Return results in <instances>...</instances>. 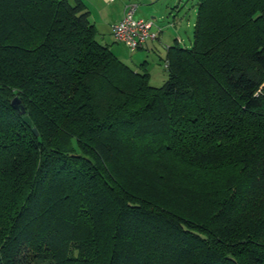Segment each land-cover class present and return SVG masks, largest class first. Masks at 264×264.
I'll return each instance as SVG.
<instances>
[{"label": "trees", "instance_id": "16d2710c", "mask_svg": "<svg viewBox=\"0 0 264 264\" xmlns=\"http://www.w3.org/2000/svg\"><path fill=\"white\" fill-rule=\"evenodd\" d=\"M196 4L154 87L82 0H0V264H264V0Z\"/></svg>", "mask_w": 264, "mask_h": 264}, {"label": "crops", "instance_id": "0c3cea01", "mask_svg": "<svg viewBox=\"0 0 264 264\" xmlns=\"http://www.w3.org/2000/svg\"><path fill=\"white\" fill-rule=\"evenodd\" d=\"M105 1H107L106 4H105ZM112 1L114 0H82L86 9L89 12V18L91 22L94 24L96 32H97V26H96V20L93 18V10L96 8V10L98 11L97 5L99 3L110 6V3ZM160 1L161 0H142L141 10L138 12V15L136 16V13L139 7V3H137L136 0H118L117 16L110 17L107 23V26H108L107 28L109 32L112 34V25L118 22L122 18L126 6L132 3L136 4L137 6L136 11H135V18H141L144 20L152 21L151 31L156 34L155 39L148 40L142 47L138 49L130 50L128 48L132 53H135L137 58H143V57L148 58L149 54L151 55L156 54L159 59H162V56L166 57L167 49L173 46L174 44H178L180 46L186 47L184 43L185 41L183 40V36L180 33L181 28L179 27L183 23V18L178 17L179 16L178 14L180 12V7L182 6L183 0H168L167 10L165 11L159 9V6H154L156 5L155 3H159ZM173 8H176V10H173ZM174 11H176V14L173 16V19L171 21H167L164 23L159 22V20H164L165 17H168V16L170 17ZM107 12H108V9H107ZM149 15L151 16L148 18ZM189 26L190 24L187 22L186 27H189ZM97 39L99 40L100 43L109 47L112 53L122 61V58H124V56L121 54L122 50H120L118 47L113 46L111 44L109 45L108 44L109 40L104 39L103 36L99 37L98 32H97ZM113 39L115 40L114 36H113ZM131 60H133V58ZM164 61H165V58H164ZM132 64H134L133 61H132ZM132 66L135 71H145L148 73L149 79L152 78L151 77L152 74L150 73L149 70L145 69L142 63L141 65H139V67H137L136 65H132Z\"/></svg>", "mask_w": 264, "mask_h": 264}, {"label": "rangeland", "instance_id": "374dc122", "mask_svg": "<svg viewBox=\"0 0 264 264\" xmlns=\"http://www.w3.org/2000/svg\"><path fill=\"white\" fill-rule=\"evenodd\" d=\"M198 0H183L182 6L180 7V12H179V18H183V23L181 26H179L180 33L183 36V40L185 41L186 47L190 46L192 43L193 39V23L196 17V3ZM113 2V3H112ZM110 3V6L103 5L99 3L96 8L93 10V18L96 20V26H97V32L99 34V37L103 36L104 39H108L109 42L108 44L113 45L118 47L121 51V54L124 56L122 58V61L131 66L136 65L139 67V65H142L145 67V69L149 70L150 73L152 74V78L150 80V84L154 87H160L162 86L167 78H168V73L167 70L164 66V56H162V59H159L156 54H149L148 58H137L135 53H132L128 47L123 45L120 42H117L113 39L112 34L108 30L107 23L110 19V17L117 16V9H118V0H114ZM137 3H139V7L136 13V16L138 15V12L141 10V3L142 0H136ZM107 1H105V4ZM167 3L168 0H161L159 3H155L156 5L154 6H159V9L165 11L167 10ZM101 7H100V6ZM93 9V8H92ZM108 9V12H107ZM173 10H176V8H173ZM105 13V14H104ZM176 14V11H174L171 16L165 17L164 20H159L160 23H164L167 21H171L173 19V16ZM166 15V14H165ZM151 15L148 16V18ZM187 22L190 24L189 27H186ZM100 39V38H99ZM132 55V56H131ZM133 58V60H131ZM132 61L134 64H132Z\"/></svg>", "mask_w": 264, "mask_h": 264}, {"label": "built area", "instance_id": "2783aa9c", "mask_svg": "<svg viewBox=\"0 0 264 264\" xmlns=\"http://www.w3.org/2000/svg\"><path fill=\"white\" fill-rule=\"evenodd\" d=\"M136 4L126 6L122 18L112 25V34L116 41L123 43L130 50L142 47L148 40L155 39L151 31L152 21L135 18ZM167 68L168 62L164 61Z\"/></svg>", "mask_w": 264, "mask_h": 264}, {"label": "water", "instance_id": "95a60500", "mask_svg": "<svg viewBox=\"0 0 264 264\" xmlns=\"http://www.w3.org/2000/svg\"><path fill=\"white\" fill-rule=\"evenodd\" d=\"M11 106L17 111V113L19 115H21V119L22 121L27 124L28 126H31V121L29 119V117L25 114V109L21 103V101L15 97L11 100ZM32 132L34 134H37L36 129L32 128Z\"/></svg>", "mask_w": 264, "mask_h": 264}]
</instances>
